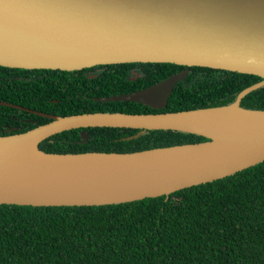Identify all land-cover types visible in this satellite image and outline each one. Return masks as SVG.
Segmentation results:
<instances>
[{
	"label": "water",
	"instance_id": "95a60500",
	"mask_svg": "<svg viewBox=\"0 0 264 264\" xmlns=\"http://www.w3.org/2000/svg\"><path fill=\"white\" fill-rule=\"evenodd\" d=\"M175 63L259 75L229 104L172 112L55 115L0 135V204L83 206L169 196L264 161V109L242 100L264 86V0H0V65L81 70L117 63ZM189 69L140 90L101 98L163 109ZM93 76V75H92ZM10 106L24 108L8 102ZM177 130L208 140L131 152H48L66 130ZM90 134L81 131L80 143Z\"/></svg>",
	"mask_w": 264,
	"mask_h": 264
},
{
	"label": "trees",
	"instance_id": "16d2710c",
	"mask_svg": "<svg viewBox=\"0 0 264 264\" xmlns=\"http://www.w3.org/2000/svg\"><path fill=\"white\" fill-rule=\"evenodd\" d=\"M184 69L188 76L163 109L101 99L143 89ZM2 76L0 101L24 108L0 103V135L51 120L27 109L55 115L181 111L232 103L244 88L263 80L255 74L157 62L74 71L0 65ZM242 105L264 109V86L249 93ZM3 124L19 128L9 132ZM82 130L90 134L87 143H80ZM139 131L76 128L45 139L40 148L131 152L208 140L162 129L128 138ZM0 264H264V161L169 196L106 205L0 204Z\"/></svg>",
	"mask_w": 264,
	"mask_h": 264
},
{
	"label": "flooded vegetation",
	"instance_id": "af4514ba",
	"mask_svg": "<svg viewBox=\"0 0 264 264\" xmlns=\"http://www.w3.org/2000/svg\"><path fill=\"white\" fill-rule=\"evenodd\" d=\"M0 78H1V79H4L5 76H2V77H0ZM16 78H20V76H16ZM23 78H24V76H23ZM10 117L13 118L14 116L11 115ZM17 119H18V118H17ZM9 121H10V119H9ZM3 125L6 126V129H5V130H8L9 132H11V131L16 130V129L19 128V126H17V125H6V124H3ZM0 131H1V130H0Z\"/></svg>",
	"mask_w": 264,
	"mask_h": 264
}]
</instances>
